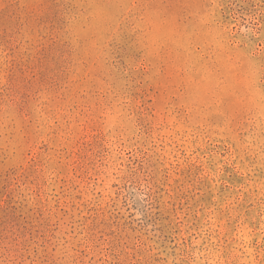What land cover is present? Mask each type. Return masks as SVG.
Instances as JSON below:
<instances>
[{"label":"rangeland","instance_id":"obj_1","mask_svg":"<svg viewBox=\"0 0 264 264\" xmlns=\"http://www.w3.org/2000/svg\"><path fill=\"white\" fill-rule=\"evenodd\" d=\"M0 264H264V0H0Z\"/></svg>","mask_w":264,"mask_h":264}]
</instances>
